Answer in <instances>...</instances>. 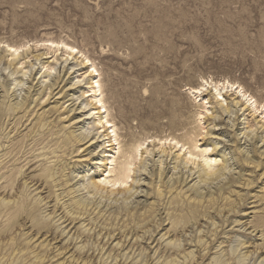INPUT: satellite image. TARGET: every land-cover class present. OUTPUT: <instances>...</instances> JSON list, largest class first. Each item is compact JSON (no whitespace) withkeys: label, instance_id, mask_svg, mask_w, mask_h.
Here are the masks:
<instances>
[{"label":"rangeland","instance_id":"obj_1","mask_svg":"<svg viewBox=\"0 0 264 264\" xmlns=\"http://www.w3.org/2000/svg\"><path fill=\"white\" fill-rule=\"evenodd\" d=\"M46 41L96 68L115 173L144 142L126 188L98 184L116 149L89 67ZM0 43L30 44L0 49V264H264V0H0ZM202 80L239 85L259 112L230 88L191 94Z\"/></svg>","mask_w":264,"mask_h":264},{"label":"bare ground","instance_id":"obj_2","mask_svg":"<svg viewBox=\"0 0 264 264\" xmlns=\"http://www.w3.org/2000/svg\"><path fill=\"white\" fill-rule=\"evenodd\" d=\"M34 47L35 48H39L41 45H46V48L50 51H53V53H57L59 51H63L65 52V54H68L69 56H72V55H80V57L83 58V62H85L89 67V71L87 72L88 74H86L91 81L90 82V86L88 88V93L89 95H86V96H89L90 99H91V115L93 116H96V122H97V125L99 126V131L100 133L102 134V137H103V140H106V143H108V147H112L111 150H115V152H113V154H105L106 155V160L109 161V164L107 163L106 165L109 166V168L105 170V176L98 180V184L100 185H103L105 187H109L111 190H121L122 188H126L128 183H129V180L131 178V173H133V167L136 163V159H137V156L138 154L140 153V150H141V147L142 146H145L144 145V142L143 143H138V144H135L132 146V149L130 151V155L128 156V160H126L125 162L121 163L118 167V170H117V173L116 170H115V163H116V160L117 158L115 157V154H119L120 152V149H121V146H120V143L118 141V135L116 133V127L115 125L108 119V110H106V106H105V103L103 101V97H102V92H101V85L99 83V81L97 80V70L96 68L94 67V65L90 62V60L84 56L80 51H78L75 47L71 46V45H68L64 42H54V41H46V42H34ZM30 44H27L25 46H11L9 44H5V43H0V49L1 48H4L6 49V51L11 55V56H18V53H20V50H22L23 52V49H27L29 48ZM45 47V46H44ZM9 56V55H8ZM81 58V60H82ZM20 64V63H19ZM51 66V65H50ZM46 66H42V68H44ZM48 68V67H47ZM54 68V67H53ZM51 69V68H50ZM53 70V69H52ZM48 71H50L48 69ZM86 71V70H85ZM85 73V72H84ZM47 75V74H46ZM49 76V75H48ZM45 77V76H44ZM201 83V82H200ZM1 85V84H0ZM53 84L50 85V87L52 86ZM33 87V86H32ZM41 87V86H40ZM46 87V86H45ZM48 87V86H47ZM46 87V88H47ZM49 87V89H51ZM211 88L212 91L214 92L215 94V97L218 99L222 96V91H228V88H230L231 90L233 89L235 91L234 94L237 95V98H240L241 101H245V103H247L248 105H250V107L252 108V112L253 114L255 113H258L259 110H258V106H257V102L256 100L253 99V97H251L250 95H247L243 89L237 85V84H230L229 82H211V81H207V80H202V84L199 86V87H196V88H192V89H189L190 93L191 94H200L203 92V91H206L208 88ZM43 88V87H42ZM48 89V88H47ZM29 90V88H28ZM45 91V90H44ZM87 92V91H86ZM38 94H41L40 92ZM53 94V93H52ZM84 94V93H83ZM64 95V94H63ZM40 96V95H39ZM43 96V95H42ZM50 96V95H49ZM224 96V95H223ZM38 98V97H37ZM215 99V98H214ZM221 99V98H220ZM39 100V99H38ZM37 100V101H38ZM183 100V99H182ZM41 101V100H40ZM184 101V100H183ZM182 101V102H183ZM196 101V100H194ZM219 101V100H218ZM26 102V101H25ZM202 102V101H201ZM244 103V104H245ZM259 103V102H258ZM21 104V103H20ZM207 104V103H206ZM262 104V103H261ZM90 105V104H89ZM246 106V104H245ZM262 106V105H261ZM31 107V106H29ZM36 107V106H35ZM173 107V106H172ZM203 107V106H202ZM15 108V107H14ZM26 108V107H25ZM247 108V107H246ZM260 108V107H259ZM263 109V108H261ZM32 110V109H31ZM210 110V109H209ZM249 110V109H248ZM24 111V110H22ZM263 111V110H261ZM26 112V111H25ZM32 112V111H31ZM199 112V111H198ZM200 114H199V123L202 122V117L203 115H206V113L208 112L207 109H205L204 107V110L201 111L200 110ZM68 113V111H67ZM3 112L0 111V115H2ZM17 114V113H16ZM29 114V113H28ZM263 114V113H262ZM26 115V114H25ZM212 115V114H211ZM252 115V114H251ZM198 116V115H197ZM208 116V115H207ZM3 117V115H2ZM83 117V116H82ZM212 117V116H211ZM6 118V117H5ZM23 118V117H22ZM19 119V118H18ZM48 119V118H47ZM84 119V118H83ZM38 120V119H37ZM79 120V119H78ZM19 121V120H18ZM77 121V120H76ZM175 117H172V119L170 120V124L173 126V127H177V126H180L179 125H174L176 122H175ZM32 123V122H31ZM43 123V122H42ZM51 123V122H50ZM198 123V122H197ZM205 123V122H204ZM46 124V122H45ZM182 124V123H181ZM205 125V124H204ZM204 125H202L204 127ZM45 126V125H44ZM14 128V127H13ZM15 129V128H14ZM13 129V130H14ZM98 130V129H97ZM205 130V129H204ZM202 130V131H204ZM201 131V132H202ZM10 132V131H9ZM57 132V131H56ZM206 132V131H205ZM4 133V132H3ZM59 133V132H58ZM99 133V132H98ZM36 134V132H35ZM57 134V133H56ZM70 134V132H69ZM74 135V133H73ZM6 136V135H5ZM4 136V137H5ZM58 136V135H57ZM71 136V135H70ZM101 136V135H100ZM191 136V135H190ZM36 137V136H35ZM193 137V136H192ZM200 138V137H199ZM197 138V139H199ZM6 139V138H5ZM201 139V138H200ZM58 140V139H57ZM84 140V139H83ZM102 140V141H103ZM264 140V139H263ZM89 141V140H88ZM157 141L159 142L158 144L161 145H166L165 143H169L172 145V149L174 148H178L179 151H186V155L188 154L189 157L191 158H200L203 162V164L205 165V169L207 170H210L212 168V165L214 162H216V157L215 158H212L211 156L207 155L208 153V146H205L202 148V150L195 154L193 152V150H197L200 148L201 145H198V141H191V149H189V147L186 148V144L185 143H181L179 140H177V138H174V137H169L167 136L166 138L164 139H157ZM200 141V140H199ZM37 142V141H36ZM90 142V141H89ZM146 142V141H145ZM91 143L93 144V141H91ZM105 143V142H104ZM103 143V144H104ZM161 143V144H160ZM21 145V144H20ZM62 145V144H61ZM147 145V144H146ZM170 145V147H171ZM204 145V144H202ZM116 147V148H113V147ZM162 146V145H161ZM52 147V146H51ZM169 147V146H168ZM169 147V148H170ZM202 147V146H201ZM20 148V147H19ZM255 148V147H254ZM175 149V150H176ZM201 149V148H200ZM210 149V148H209ZM76 150V149H75ZM254 150V149H253ZM164 151V150H163ZM178 151V152H179ZM148 152V151H147ZM7 154V153H6ZM121 154V152H120ZM17 155V154H16ZM93 156V155H92ZM95 156V155H94ZM141 156V155H140ZM139 156V157H140ZM103 157V156H102ZM31 158V157H30ZM242 158V157H240ZM139 159V158H138ZM186 159V158H184ZM190 159V158H189ZM250 160V159H249ZM189 161V160H188ZM198 161V160H197ZM189 162H193V161H189ZM201 163V162H199ZM166 164V163H165ZM192 164V163H191ZM195 164V163H194ZM258 165V164H256ZM106 166V167H108ZM105 167V165H104ZM167 168V167H166ZM263 168V167H262ZM203 169V168H201ZM221 169V168H220ZM38 171V170H37ZM63 171V170H62ZM206 172V171H205ZM204 172V174H205ZM15 173V172H14ZM161 173V172H160ZM207 173V172H206ZM208 174V173H207ZM207 174L205 176H207ZM211 174H213V171L211 172ZM185 175V174H184ZM192 175V174H191ZM52 176V175H51ZM189 176V174H188ZM152 177V176H151ZM182 177V176H181ZM213 177V176H212ZM159 178V177H158ZM189 178V177H188ZM207 178V177H205ZM75 179V177H74ZM238 179V178H237ZM6 180V179H5ZM163 180V179H162ZM31 181V180H30ZM36 181H39V180H36ZM187 180H185L186 182ZM238 181V180H237ZM245 181V180H244ZM7 182V181H6ZM27 182V181H26ZM33 182V181H32ZM182 182V181H181ZM13 183V182H11ZM94 182H92L93 184ZM150 183V182H149ZM245 183V182H244ZM31 184V183H30ZM14 185V184H13ZM11 185V186H13ZM95 185V183H94ZM93 185V186H94ZM198 185V184H197ZM229 185V184H228ZM247 185V184H246ZM39 186V185H38ZM96 186V185H95ZM158 186V185H157ZM28 187V186H27ZM128 187H131V186H128ZM225 187V186H224ZM6 188V187H5ZM39 188V187H38ZM95 188V187H94ZM99 188V187H98ZM105 189V188H104ZM107 189V188H106ZM159 189V188H158ZM157 189V190H158ZM208 189V188H207ZM220 189V188H219ZM166 190V189H165ZM168 190V189H167ZM104 191V190H103ZM124 191V190H122ZM128 191V189H127ZM155 191V189H154ZM198 191V190H197ZM42 192V191H41ZM118 192V191H117ZM120 192V191H119ZM199 192V191H198ZM138 193V192H137ZM237 193V192H236ZM174 194V193H173ZM14 195V194H13ZM192 195V194H191ZM195 195V194H194ZM226 195V194H225ZM185 196V195H184ZM183 196V197H184ZM193 196V195H192ZM229 196V195H228ZM224 197V196H223ZM191 198V196H190ZM214 198V197H213ZM224 199V198H223ZM228 199V198H227ZM249 199V198H248ZM97 200V199H96ZM196 200V199H194ZM207 200V199H206ZM4 201V200H2ZM10 201V200H9ZM74 202V201H73ZM256 202V201H255ZM83 203V202H82ZM3 204V203H2ZM263 205V204H262ZM227 207V206H226ZM233 208V207H232ZM114 209V208H113ZM19 210V209H18ZM91 210V208H90ZM94 211V210H93ZM139 211V210H138ZM81 212V211H80ZM176 213V212H175ZM206 214V213H205ZM72 215V214H71ZM99 215V214H98ZM73 218V217H71ZM65 219V218H64ZM69 220V219H68ZM237 221V220H236ZM65 222V221H64ZM73 222V219H70V223ZM63 223V222H62ZM66 223V222H65ZM171 223V222H170ZM185 223V222H184ZM261 223V222H260ZM68 224V223H67ZM36 226H39L38 224L36 225H33V227H36ZM59 226V225H58ZM183 226V225H182ZM47 227V226H46ZM45 228V226H39L37 228V231L40 232L42 231L43 229ZM66 228V227H65ZM182 228V227H181ZM185 228V227H184ZM121 229V228H120ZM49 230V229H48ZM183 231V230H182ZM34 232V231H33ZM61 234L63 233V230H60ZM213 232V231H212ZM35 233V232H34ZM37 233V232H36ZM106 233V232H105ZM104 233V234H105ZM214 233V232H213ZM211 234V233H210ZM34 235V234H33ZM42 236V235H41ZM51 236V235H50ZM213 236V235H212ZM23 237V236H22ZM33 237V236H32ZM26 239V238H25ZM203 239V238H202ZM44 241V240H43ZM46 241V240H45ZM203 241V240H202ZM27 242V241H26ZM118 243V242H117ZM201 243V242H199ZM207 243V242H206ZM35 245V244H34ZM48 246V245H47ZM205 246V245H204ZM56 247V246H55ZM258 249V248H257ZM23 252V251H22ZM115 252V251H114ZM56 253V252H55ZM221 255V254H220ZM158 256V255H157ZM189 256V255H188ZM184 257V256H183ZM36 258V257H35ZM45 259V258H44ZM114 259V258H113ZM224 259V258H223ZM35 260V259H34ZM49 260H52V259H49ZM57 261V260H56ZM49 262V261H48ZM66 262V261H65ZM75 262V263H74ZM77 262V263H76ZM83 262V260L81 259L79 261L78 258H76V260H74V258L72 259V263L70 264H81ZM144 262V261H143ZM68 263V264H69ZM65 264V263H64Z\"/></svg>","mask_w":264,"mask_h":264}]
</instances>
